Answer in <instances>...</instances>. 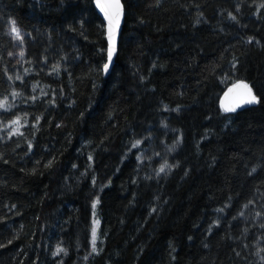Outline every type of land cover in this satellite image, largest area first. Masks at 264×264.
Returning a JSON list of instances; mask_svg holds the SVG:
<instances>
[{
  "label": "trees",
  "instance_id": "obj_1",
  "mask_svg": "<svg viewBox=\"0 0 264 264\" xmlns=\"http://www.w3.org/2000/svg\"><path fill=\"white\" fill-rule=\"evenodd\" d=\"M122 1L105 77L92 0H0V97L15 105L0 109V264H264V0ZM11 20L26 32L20 64ZM238 80L261 102L226 113ZM15 127L23 135L9 137ZM164 160L179 166L157 176Z\"/></svg>",
  "mask_w": 264,
  "mask_h": 264
},
{
  "label": "snow or ice",
  "instance_id": "obj_2",
  "mask_svg": "<svg viewBox=\"0 0 264 264\" xmlns=\"http://www.w3.org/2000/svg\"><path fill=\"white\" fill-rule=\"evenodd\" d=\"M157 2H159V0H157ZM95 4L96 6L101 10V12H103L105 19L107 20V41H108V46H107V62H105L103 64V68L102 71L105 74H109L110 72V66L113 65V57H114V53L116 51L115 48V40H116V35L118 30L120 29V23H121V19L124 16V5L121 3V0H95ZM260 8H264V3H261ZM237 11H239V8H237ZM202 15V13H201ZM229 18L232 20H236V16L233 13H229ZM199 19L197 20V23H199ZM11 26L9 29V32L7 34L11 35L13 37V39L19 40L21 42V44L24 42V36L22 35V31L21 28L17 26V22L15 20H12L11 22ZM84 21L81 20L80 21V25L81 27H83ZM252 42V38H249L248 43ZM13 53L9 52L8 55H12ZM19 55L21 57H23L25 55L24 51L21 50ZM45 63L47 62V57L44 58ZM238 63V60H236L234 58V62L232 64V68L235 69L236 65ZM155 67V65H153ZM5 71H7V69H5ZM26 72L28 71L27 69L25 70ZM60 71V64L57 63L55 65H53V69L52 72L53 73H59ZM9 80L12 79L11 76L8 77ZM16 80H23V77L17 75L15 77ZM37 85H33V91L36 90ZM9 95L15 99L16 97H19L21 95L20 92H17L15 90H13L11 93H9ZM41 95L42 96H46L47 93L44 91H41ZM38 97L35 95L29 96L24 102L27 103L28 101H32L35 102L37 101ZM261 102V97L258 96L256 94V92L253 89V86L251 84H249L246 81L243 80H238L236 83H234L232 85V87H230L228 89L227 92L224 93V99L221 100V108L223 109L224 112L226 113H234L237 111V108H240L242 105L245 104H259ZM50 103H55V100H51ZM15 105L9 103L8 100V96H4V97H0V109H4L5 111H9L11 108H13ZM165 110H167V106H165ZM173 111H180L179 106H177L176 109H173ZM83 116V114H81ZM41 119V117H37L36 118V122L39 123V120ZM20 120L21 118L19 116L15 117V119L9 121L10 124L12 125H19L20 124ZM2 123V122H0ZM165 127H167V125H164ZM57 127H60V125H57ZM23 135L22 132H20L19 127H15L9 130V137H11L12 135ZM150 137H146L145 139H149ZM182 141V136L178 137L173 144L169 147V151H173L175 150L176 147L179 146V144ZM144 141L141 139H136L134 141L131 142V146L129 148V151H131V149L133 148H139L140 145L143 143ZM33 147V144L31 141H28V149L29 151H31ZM153 155L155 156H160L159 152H154ZM0 158H2V156H0ZM88 159L91 161L93 159V157L91 155L88 156ZM138 160L142 159V156H138L137 157ZM37 165H39V161L36 162ZM57 163L56 158L52 157L51 159H49L45 164H44V168L45 169H51L55 166V164ZM179 165H172L169 164L167 160H164L163 163L160 164L159 166V170L157 171V176H159L160 173H166L167 171H171V169L173 167H178ZM73 167H76V165H73ZM256 168L254 167L252 169V172H256ZM31 173L32 174H36L37 173V168L33 167L31 169ZM251 174V173H250ZM185 175H187V172L185 173ZM92 183L95 186L96 184V179L95 177L92 179ZM109 183H111V181H109ZM103 187L101 186V191H103ZM100 203V197L99 195H97L94 200L92 201L91 207L93 209V215L95 216V210L97 208V205ZM253 203V201H249L248 204ZM248 204H245L244 207L247 208ZM13 207H15L13 205ZM153 212L156 211L155 208L152 209ZM218 211L223 212L224 209H218ZM239 215H243V212L239 213ZM257 215H261V213H257ZM97 223V221H93V227L91 230V243H92V251L93 252H97V247H96V240H97V229L95 227V224ZM214 223H219L218 221L214 222ZM23 226H21L22 228ZM261 227H264V225H261ZM245 231H247V229H245ZM18 238V237H15ZM189 239H191V237H189ZM12 241L9 240L8 243H11ZM207 246V245H205ZM0 247H5V245L0 244ZM259 252H264V249H260L258 251V255ZM60 253H63L64 255H67V249L63 248L62 246L58 245L56 251L53 253V255H59ZM85 259H87V257H85ZM260 260L264 261V255L260 256Z\"/></svg>",
  "mask_w": 264,
  "mask_h": 264
},
{
  "label": "water",
  "instance_id": "obj_3",
  "mask_svg": "<svg viewBox=\"0 0 264 264\" xmlns=\"http://www.w3.org/2000/svg\"><path fill=\"white\" fill-rule=\"evenodd\" d=\"M92 3H93V7H94V9L96 10L97 14L99 15V17L101 18L102 22L104 23L105 38H106V60H105V62H107V46H108L107 34H106V33H107V20L105 19L103 12H101V10L96 6V4H95V0H92ZM121 3L123 4V1H122V0H121ZM123 5H124V4H123ZM124 21H125V8H124V16L122 17V19H121V23H120V29L118 30L117 35H116V40H115V48H116V51H115V53H114V57H113V65L110 66V72H109V74L111 73V71H112V69H113V66H114V64H115V58H116V55H117V52H118L119 41H120V37H121L122 31H123ZM102 68H103V66H102ZM102 73H103V75H104L105 77L109 75V74H105L103 71H102ZM235 83H236V82H235ZM232 85H233V84H232ZM232 85H231L230 87H232ZM230 87H229V88H230ZM229 88H228V89H229ZM228 89H227L225 92H227ZM225 92H224V93H225ZM224 93H223V95H222L221 100L224 99ZM220 103H221V102H220ZM251 105H253V104H251ZM251 105H249V104L242 105L240 108H237V111H236V112H238V111H240V110H242V109H244V108H247V107H249V106H251ZM236 112H234V113H236ZM231 114H232V113H231ZM130 264H133V263H130Z\"/></svg>",
  "mask_w": 264,
  "mask_h": 264
},
{
  "label": "rangeland",
  "instance_id": "obj_4",
  "mask_svg": "<svg viewBox=\"0 0 264 264\" xmlns=\"http://www.w3.org/2000/svg\"><path fill=\"white\" fill-rule=\"evenodd\" d=\"M12 21V20H11ZM11 21H9L8 23V32H9V29H10V26H11ZM18 26V25H17ZM19 27V26H18ZM21 28V27H20ZM21 31H22V35L24 36V39L26 37V32L21 28ZM10 37L12 38L13 40V43H14V53L12 55V59H13V62L15 64H20L22 63V57L19 55L20 51L23 50L24 51V42L21 44V42L19 40H16V39H13V37L10 35ZM17 75L19 76H23V73L19 72V71H16L14 73V76L16 77ZM97 221V223L95 224V227L97 229V238H98V226H99V217H98V211H97V208L95 210V216L93 215V209H92V222L93 221ZM94 226V225H93ZM97 241V240H96Z\"/></svg>",
  "mask_w": 264,
  "mask_h": 264
}]
</instances>
